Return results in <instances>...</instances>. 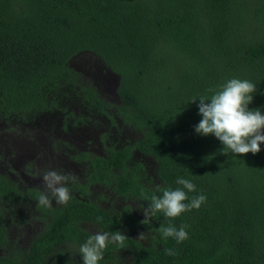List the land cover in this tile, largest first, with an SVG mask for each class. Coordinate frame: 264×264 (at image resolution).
I'll list each match as a JSON object with an SVG mask.
<instances>
[{
	"label": "trees",
	"instance_id": "trees-1",
	"mask_svg": "<svg viewBox=\"0 0 264 264\" xmlns=\"http://www.w3.org/2000/svg\"><path fill=\"white\" fill-rule=\"evenodd\" d=\"M84 54L117 77L114 102L75 68L72 60ZM232 78L257 85L249 109L264 113V0H0V120L8 129L37 133L39 118L48 113L69 132L88 124L94 114L87 110L97 108L108 130L136 134L120 142L109 138L111 131L101 133L104 153L91 158L75 151L76 160L89 159L94 168L86 185L72 182L80 191L89 194L98 181L147 208L153 195L183 188L176 183L183 177L196 186L184 189L185 203L207 197L198 210L172 219L157 212L147 224L130 205L111 213L72 197L67 205L39 206L41 231L26 247L15 246V222L6 213L21 194L18 165L12 148L2 146L0 162L7 161V169L0 172V264H52L55 257L54 264H80L55 251L71 234L88 240L90 233L78 225L87 217L128 237L123 248L109 244L99 264H264V144L256 155L237 156L194 130L200 97L210 98L209 89L219 91ZM68 88L80 93L65 105ZM61 143L69 146L57 140L55 149ZM145 156L154 159V175L138 159ZM127 223L142 225L149 240L125 234ZM161 226H187L189 238H163Z\"/></svg>",
	"mask_w": 264,
	"mask_h": 264
},
{
	"label": "clouds",
	"instance_id": "clouds-1",
	"mask_svg": "<svg viewBox=\"0 0 264 264\" xmlns=\"http://www.w3.org/2000/svg\"><path fill=\"white\" fill-rule=\"evenodd\" d=\"M209 92L214 93L210 98L202 96L199 99L198 114L201 120L195 126V132L204 137L214 136L225 150H230L234 155L258 154L261 151L260 145L264 144V113L259 109H249L254 99L253 94L257 92V85L249 80L232 78L225 82L219 91L209 89ZM196 101L193 99L191 102ZM42 180L45 191L38 196L39 206L51 207L52 199H55L58 205H67L72 199L67 186L70 181L75 180L71 174L47 170L42 174ZM176 183L183 188L164 189L162 196L153 195L149 206L142 207L145 219L141 223L147 224L157 212H162L169 219L176 218L186 211L198 210L206 202L207 197L199 195L193 197L190 203H185L188 196L184 189L194 192L196 186L183 177H179ZM186 227L181 226L177 230L174 226H161L158 232L163 238L172 237L177 243H181L189 238ZM126 238L128 237L120 231H103L90 235L78 250L83 264H99L109 244L123 248ZM147 238L146 233L143 232L138 236L140 241H145ZM165 251L170 256L176 254L172 249Z\"/></svg>",
	"mask_w": 264,
	"mask_h": 264
},
{
	"label": "rangeland",
	"instance_id": "rangeland-1",
	"mask_svg": "<svg viewBox=\"0 0 264 264\" xmlns=\"http://www.w3.org/2000/svg\"><path fill=\"white\" fill-rule=\"evenodd\" d=\"M72 62L76 69L83 72L88 82L93 83L97 88L99 87L101 93H103L106 96V98L110 99L109 101L114 102L116 100V92L114 87L115 83L112 82L111 84H108L107 82H105V80H117V77L110 75V73H108L107 70H104L101 66L102 64L99 59L91 58L89 55L84 54L77 56L75 59L72 60ZM68 89H70L68 90V92H70L71 95H66V94L63 95V101L66 103L65 105H67V103H70L73 97H75V95L77 97V93H80V91L77 89L75 90L74 89L71 90V88ZM74 108H77V106L74 105ZM111 109L113 108L111 107ZM86 113L89 116H93L91 113L96 115L97 118L95 117L94 119L95 121L98 122L93 123V125H95L94 127L97 126V128L90 129L88 128L89 126H85V127L82 126L80 129H77L75 126L70 128L69 132L63 131L61 120L57 119V117H53L55 115L45 113L39 118V124H37L38 127L37 133H28L26 130L21 134L19 133L20 130L18 128H16L17 131L15 128L14 130L8 129L9 127L4 125L3 120H0V147L6 146V149L12 148L11 150H9L11 154L10 157H12L11 160L13 161L16 160L15 162H17L16 163L17 165H19V163L25 162V164H27L28 168L31 171L35 169L37 172L40 173L42 177V174L45 171L55 170V168L57 169L55 171L61 173L62 171L57 168V163H60L62 165L63 171L65 169V165L63 161L66 155L62 157L60 153H57L56 150L52 148V146L55 145L57 140L64 141V139L66 140V138H68V140L70 139V141L73 142V141H81L86 137H91L92 140L93 138H95V134L97 133L98 141H99V134L101 132L104 133L107 131L108 132L111 131L112 136L110 137H116L118 140H121L120 142H124L126 140L133 138L136 134V132L133 129L131 128L122 129L120 125H118V127L120 128L119 129L115 128L114 132L112 130H108L110 127L103 125V118L98 120L97 108L88 109ZM85 128L88 130V132L81 133V131L84 132ZM37 147L38 150H36ZM98 148L104 151V145H102L101 148L99 144ZM81 150L84 149H82L81 147ZM99 153L100 152H98V154ZM22 156H25L24 160H20ZM138 159L148 163V167L150 168V173L154 175V167H155L154 159L150 156H145L144 158L139 157ZM30 161L31 163H29ZM82 168H83L82 165L78 166V169L80 171H82ZM6 169H7V161L0 162V172H3V170ZM40 169H43V171H41ZM13 175L16 176L15 173H13ZM20 175L23 176L25 174L21 172ZM31 186L32 185L30 183V180L22 177V181L20 182L19 187L23 190H26ZM19 200L20 203L18 205H16L15 202H10L12 204V208L10 209L9 212L6 213V215L8 221L13 220V222H15V224L12 227V232L17 236V238L15 239V242L11 240V245L18 244L26 247L32 241V239L37 235L34 232V228L32 226H34L35 228L37 227L33 223L29 224L31 221L30 218H32V216H30L29 206L27 205V203H21L22 202L21 197H19ZM141 211L142 212L140 213H143V210ZM26 224L31 226V232L33 233L32 235L29 233H25L24 226ZM128 229L130 233H134L132 234V236H135L136 233L138 236L141 232L146 233L148 237L146 240H149V231L140 227L138 228L132 227ZM121 253L125 256L126 259L128 257L129 260H131L130 257L131 254L128 255L124 251H122ZM80 264H83V261Z\"/></svg>",
	"mask_w": 264,
	"mask_h": 264
},
{
	"label": "flooded vegetation",
	"instance_id": "flooded-vegetation-1",
	"mask_svg": "<svg viewBox=\"0 0 264 264\" xmlns=\"http://www.w3.org/2000/svg\"><path fill=\"white\" fill-rule=\"evenodd\" d=\"M105 82H107L108 84H111L112 82H115V80H105ZM116 98H117V95H116ZM95 117H96V115L93 116V119L91 118V120L89 121L88 124L83 125V126L84 127L89 126L88 128H90V129L97 128V126L94 127L95 125H93V122L95 121V119H94ZM61 123H62V121H61ZM85 132H88V130L86 128H85L84 132L81 131V133H85ZM109 138H112V137H109ZM65 141L69 142L68 143L69 146L62 144V146L59 149H55V147L52 146V148L55 149L57 153H60L62 157L64 155H66L64 157V161H63V163L65 165L64 171L62 170L61 164H60V167L58 166L59 164H57V168L62 171L61 172L62 174H71L72 176L77 178L82 184L86 185L87 184V175L89 176V174L92 171L94 172V168H93L92 162L89 161V159H86V161L85 160H76L75 159V154H76L75 151H80L81 147H82V149L85 150L87 157L91 158L95 155H98V152H100L99 154L104 153L103 150L98 148L99 144H100V147L102 148L103 143L98 141L97 133L95 134V138H93L92 140H91V137H86L81 141L71 142L70 139L68 140V138H66V140L64 139L63 142H65ZM82 141H83V144H82ZM70 145H72L74 148L70 147ZM4 150L6 151V149H4ZM36 150H38V147ZM65 152H68V153H65ZM71 153H74L73 158H72V156H70ZM20 164H22V163H19V165L16 167V172L19 175L16 177V178H18L17 180L19 182H21L22 177L25 179H28V180H30V183L33 187L31 186L26 190H23L19 187L21 194H19V195L17 194V196L14 198L15 199L14 202L16 205H18L20 203L19 197H21L22 198L21 203H27V205L29 206V209H30V216H32V218H30L31 221L29 224L33 223L37 227V228H35L34 226H32L34 228V232L37 234L36 236H38L39 232L41 231V229L43 227V221H41L43 218L39 217L40 213H39V204H38V196H39L38 193L45 191V187H44V183H43L42 177H41L39 172H37L35 169L33 171H31L28 168L27 164H25V165H20ZM48 164H49V162H48ZM79 165L83 166L82 171H80L78 169ZM40 170L43 171V169H40ZM55 170H57V169L55 168ZM21 172H23V174H25V175L21 176L20 175ZM6 173H8V172H6ZM40 182H41V184H40ZM72 182H74V181H70L68 183V187L70 188L71 196L76 197V198L83 200V201L90 202L91 204H93V206L96 207L95 210H98V206H100L101 208L107 209L108 212L112 213L113 210H116L118 212L119 210H121L120 208L122 206L127 204V205L132 206L133 212L135 214H137L139 216H143V214L140 213V212H142L141 211L142 206H141V204L137 203L135 197L133 198L130 196V197L126 198L123 196H118V194H119L118 191H116V190L113 191L112 188L107 186L106 184H98V181H95L93 184H91L89 186V194H87L86 192L83 193L82 191H80L79 188H77L76 184H74ZM71 184H72V187H71ZM29 189H33V192L31 194H28V192H27ZM98 192H99V194H98ZM119 199H121V200H119ZM54 206H56V202H55V199H52V207H54ZM45 212L47 213L46 215L49 217L50 211L47 210ZM120 221L124 222L125 220L120 219ZM130 224L131 223L128 224V228H132V227L143 228L142 225H140V224H135V223H133V225H130ZM78 225L84 232H88V233H90V235L95 234L97 232H103L104 231V227L101 228V226L98 224V219L90 220V217H87L84 220L78 221ZM128 228L126 225V226H124L123 230L125 231V234L132 236L133 233H130ZM24 231H25V233H29L31 235L33 234L31 232V226L28 224H26L24 226ZM69 238H70L69 241H67L66 243H61L59 246L60 248L59 249L56 248L57 250L56 251L54 250V251L58 252V253L60 251L61 252L63 251L64 254L71 255V256L73 255L74 257L77 258L78 262L80 261V263H81L82 257L79 255L78 250H79V246L81 244L85 243L87 239H84V240L80 239L79 240V239L75 238L74 234H71ZM135 238L138 239V235H135ZM54 251L52 250L53 254H55ZM120 254H122V253H120ZM54 259H59V258L55 257ZM54 259L51 262L52 264H54Z\"/></svg>",
	"mask_w": 264,
	"mask_h": 264
}]
</instances>
